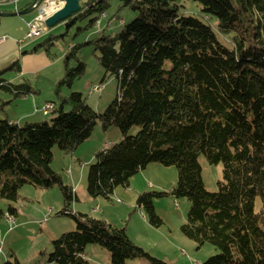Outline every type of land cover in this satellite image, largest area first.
<instances>
[{"label":"trees","instance_id":"1","mask_svg":"<svg viewBox=\"0 0 264 264\" xmlns=\"http://www.w3.org/2000/svg\"><path fill=\"white\" fill-rule=\"evenodd\" d=\"M180 1L121 0L136 17L120 31H102L86 42L97 52L105 77L114 76L118 83L102 113L80 92L60 94L61 84L71 85L85 72L77 44L69 48L64 76L57 82L58 102L50 101L45 114L40 109L43 115L52 114L49 121L21 125L0 117V198L16 201L26 184L58 186L63 197L58 213L75 222L74 230L52 240L50 264H92L85 253L88 244L106 250L112 264L133 258L167 264L134 244L124 227L71 209L78 196L51 168L52 148L73 152L90 137L97 121L103 129L115 126L121 138L95 154L86 174L89 196L109 199L116 187H128L130 178L151 162L174 166L177 179L170 194L190 204L181 232L216 251L205 264H264V0H192L205 17L217 20L220 33L233 34L231 49L217 40L210 25L180 14ZM106 6V0L82 6L66 27L93 12L101 15ZM99 19H91L89 26ZM53 37L49 34L32 51L42 48L49 55ZM70 58L77 62L74 67L68 66ZM7 72L20 73L19 60L0 71V89L13 100L36 93L29 83L4 78ZM201 154L210 164L222 165L215 191L204 185ZM167 194L147 191L136 198L152 226L163 223L154 199ZM15 211L10 205L6 214L11 217ZM2 264L21 263L14 257Z\"/></svg>","mask_w":264,"mask_h":264},{"label":"rangeland","instance_id":"2","mask_svg":"<svg viewBox=\"0 0 264 264\" xmlns=\"http://www.w3.org/2000/svg\"><path fill=\"white\" fill-rule=\"evenodd\" d=\"M106 2L107 6L101 15L99 12H93L87 18L68 27L64 21L59 22L45 28L42 34L31 39H24L29 25L38 15L42 5L49 6V0H39L34 10L22 15L0 16V37L5 36L7 40L16 42L24 39L16 45L14 55L8 54L0 58V71L7 69L17 59L22 66L23 56L38 55L28 62L25 72L18 74L7 72L2 75L14 84L29 83L37 91L33 95L13 100L10 94L0 89L1 118L8 117L21 125L25 122L49 121L52 114L43 115L40 109L46 102H58L55 95L57 82L64 76L65 59L69 48L77 44L81 45L78 57L85 63V72L71 85L61 84L60 94L67 96L71 92H80L86 103L96 112L102 113L105 110L117 93V79L114 76L105 77L96 58L97 52L93 50L92 44L86 42L97 38L102 31L116 33L136 17V12L130 6H124L121 0ZM18 5H24L23 0ZM179 11L182 15L193 16L210 25L217 40L231 49L229 38L233 34L220 33L216 26L217 20L214 17H205L198 2L182 0L179 3ZM36 12L37 15L34 17ZM95 17L100 18V23L89 26V21ZM49 34L56 35L51 38L53 44L48 46L49 55L53 57L51 58L42 48L32 52L33 48L43 42ZM76 64L74 58L69 59V67ZM136 131L137 128H133L131 133L134 134ZM120 138V131L115 126L103 129L101 122L97 121L90 137L73 152L65 153L57 146L52 148L51 168L59 172L66 183L74 187L78 196L71 205L72 211L88 213L116 227H124L134 244L167 264H205L207 258L216 251L208 243L198 246L181 232L180 227L186 221L190 204L186 198H175L170 194L177 179L174 166L151 162L130 178L128 187H116L109 199L88 195L86 174L89 165L95 161V154L101 151L105 144L116 143ZM198 162L206 189L215 191L217 181L222 180V165L210 164L202 154L198 157ZM73 179L75 180L72 183ZM147 191L168 192L167 195L154 199L155 212L163 221L159 227L152 226L148 222L147 214L136 205L137 196ZM260 204V199H257L256 209H259ZM10 205L16 211L8 218L6 213ZM62 208L63 197L58 186L39 188L26 184L18 190L16 201L0 198V210L4 213L0 218V264L7 259L13 261L14 257L21 264H50L47 262V256L52 250V240L64 232L75 229V222L69 215L58 213ZM85 253L92 264H112L108 252L97 245L88 244ZM124 264L149 262L145 258H133L126 260Z\"/></svg>","mask_w":264,"mask_h":264},{"label":"water","instance_id":"3","mask_svg":"<svg viewBox=\"0 0 264 264\" xmlns=\"http://www.w3.org/2000/svg\"><path fill=\"white\" fill-rule=\"evenodd\" d=\"M38 1L39 0H32L30 6L26 9H23V10H18V11H14V12H2V11H0V16H2V15L13 16V15L25 14V13L31 11L32 9H34V7H36V5L38 4ZM54 1H59V0H54ZM96 1H100V0H66L65 6L61 9H59L58 11H56L54 13V15L51 16V18L47 19L43 23H44L46 28H50V27L54 26L55 24H57L59 22H63V21L67 25L68 19L73 14L78 12L83 5L88 6V5L94 4Z\"/></svg>","mask_w":264,"mask_h":264},{"label":"crops","instance_id":"4","mask_svg":"<svg viewBox=\"0 0 264 264\" xmlns=\"http://www.w3.org/2000/svg\"><path fill=\"white\" fill-rule=\"evenodd\" d=\"M20 1H22V0H16V1H13V2L10 0V1H7L6 3H2V4H0V11H2V12H14V11H18V10H23V9L28 8L30 6L31 2H32V0H23L24 5L21 6V5H18V3ZM32 10H34V9H32ZM36 15H37V12L34 15V17ZM2 37L4 38V40H2L0 42V58L2 56L8 55V54H13L14 55L15 54L14 51L17 50L16 45L18 43L23 42V40L25 39V37H24V39L16 42V41H13V40H11V41L7 40V38L5 36H2ZM32 52H35V51H32ZM37 56L38 55H32V56H27L26 55V56H23L22 57V64L23 65L20 66V72H25L27 70L28 62L30 63L33 59L37 58ZM17 60H19V59H17ZM19 63H20V60H19ZM74 180L75 179L71 180V182L73 183Z\"/></svg>","mask_w":264,"mask_h":264},{"label":"built area","instance_id":"5","mask_svg":"<svg viewBox=\"0 0 264 264\" xmlns=\"http://www.w3.org/2000/svg\"><path fill=\"white\" fill-rule=\"evenodd\" d=\"M58 3H59L58 1H53V4H58ZM44 8H46L45 5H42L40 7V9L38 11V15H41L43 13ZM37 16L34 19V21L32 22V24L29 25L28 31H27V33L25 35V38H29V39L35 38V37L39 36L40 34H42L45 31L46 27H45L44 23L41 24L37 20ZM2 40H3V37L0 38V41H2ZM51 107H52V104H45L42 107V112L46 113ZM7 217L10 218V216H7Z\"/></svg>","mask_w":264,"mask_h":264},{"label":"clouds","instance_id":"6","mask_svg":"<svg viewBox=\"0 0 264 264\" xmlns=\"http://www.w3.org/2000/svg\"><path fill=\"white\" fill-rule=\"evenodd\" d=\"M66 4V0H59L58 4H53L52 0H49V7L44 8L43 13L37 16V20L43 24L44 21L51 18L52 15L59 9L63 8Z\"/></svg>","mask_w":264,"mask_h":264},{"label":"bare ground","instance_id":"7","mask_svg":"<svg viewBox=\"0 0 264 264\" xmlns=\"http://www.w3.org/2000/svg\"><path fill=\"white\" fill-rule=\"evenodd\" d=\"M14 1V0H13ZM59 2V1H58ZM53 3V2H52ZM103 14V13H102ZM46 104H51V103H46ZM45 114V113H44Z\"/></svg>","mask_w":264,"mask_h":264}]
</instances>
